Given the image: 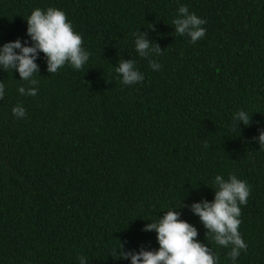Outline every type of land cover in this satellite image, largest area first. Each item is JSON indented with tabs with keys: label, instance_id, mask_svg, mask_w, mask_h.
Returning a JSON list of instances; mask_svg holds the SVG:
<instances>
[{
	"label": "trees",
	"instance_id": "trees-1",
	"mask_svg": "<svg viewBox=\"0 0 264 264\" xmlns=\"http://www.w3.org/2000/svg\"><path fill=\"white\" fill-rule=\"evenodd\" d=\"M182 5L206 21L195 44L175 32ZM50 7L91 55L81 70L50 74L40 53L36 96L0 67V264H131L112 254L119 242L158 250L156 233L142 229L170 210L217 264H264V0H0V47L31 46L26 20ZM138 32L163 51L150 57L158 71L135 51ZM128 59L144 76L131 86L115 72ZM239 110L252 123L238 133ZM217 175L250 189L238 228L247 250L235 262L190 211L214 200Z\"/></svg>",
	"mask_w": 264,
	"mask_h": 264
},
{
	"label": "clouds",
	"instance_id": "clouds-1",
	"mask_svg": "<svg viewBox=\"0 0 264 264\" xmlns=\"http://www.w3.org/2000/svg\"><path fill=\"white\" fill-rule=\"evenodd\" d=\"M26 22L31 46H27L28 41L22 44L19 39L5 43L0 47V67L5 72L14 69L21 81L31 85L28 88L20 87L18 91L21 95L36 96L35 85L38 81L33 77L39 73L36 60L40 53H43L46 59L47 71L50 74L56 73L65 64H69L75 70H81L91 54L84 50L81 35L73 30L66 14L61 10L50 7L42 11L37 8L32 11ZM172 23L176 34L187 35L193 44L206 34V29L202 27L206 21L190 13L187 6L179 7L177 18ZM148 28L155 31V25ZM135 35V51L140 57L148 60L153 71H158L160 65L150 57L153 54L160 55L163 51L158 44L145 39L147 32H138ZM118 65L115 72L122 78L123 85L131 86L144 80L143 74L136 69L133 60H120ZM4 94L5 86L0 82V100L4 98ZM12 113L17 119L26 115L25 109L20 105L14 107ZM233 120V132H238L240 124L249 127L252 123L251 115L243 110L237 111ZM258 143L264 148V130L260 131ZM204 147L208 148V144L204 143ZM214 185V200L193 203L190 211L199 217L207 230L206 236H211L218 246L231 248L228 257L235 262L241 251L247 250L238 228L241 224L240 206L247 204L250 189L246 182L239 180L235 175H230L227 181L223 176L217 175ZM142 231L156 233L158 250L147 251L141 248L138 253L125 252L123 244L119 242L120 251L114 250L112 254L116 255L117 259L130 260L131 264H217L210 249L197 241V229L180 219L179 210L167 211L157 222L146 224ZM86 261V257H80V264H86Z\"/></svg>",
	"mask_w": 264,
	"mask_h": 264
}]
</instances>
